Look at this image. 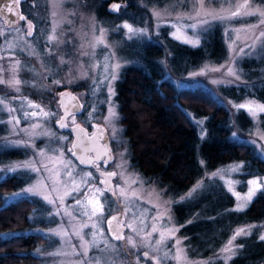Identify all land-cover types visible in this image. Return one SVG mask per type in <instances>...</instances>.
Returning <instances> with one entry per match:
<instances>
[{
	"label": "rangeland",
	"instance_id": "374dc122",
	"mask_svg": "<svg viewBox=\"0 0 264 264\" xmlns=\"http://www.w3.org/2000/svg\"><path fill=\"white\" fill-rule=\"evenodd\" d=\"M18 6L26 16L15 24L0 15V180L11 174L20 180L4 201L21 195L36 201L28 219L39 224L31 222L23 232L46 238L30 248L39 264H230L242 244L237 233L251 225L234 226L215 249L202 245L209 258L192 256L197 244L185 242L171 204L194 193L208 209L227 194L231 206L223 214L242 209L264 190V171L243 175L249 161L208 167L198 158L196 181L175 196L140 179L118 137L115 82L121 69L152 55L146 45L162 41L153 57L162 78L176 89L208 91L226 110L227 136L248 143L264 161V0H20ZM204 38L213 55L178 59L185 51L172 44L197 48ZM64 90L82 103L66 116L67 126L89 131L101 124L110 160L80 165L73 157V135L56 124ZM188 114L202 138L206 116ZM97 169L112 173L111 190ZM100 206L102 214L92 215ZM113 216L124 226L118 235L108 228ZM259 231L264 237V226Z\"/></svg>",
	"mask_w": 264,
	"mask_h": 264
},
{
	"label": "trees",
	"instance_id": "16d2710c",
	"mask_svg": "<svg viewBox=\"0 0 264 264\" xmlns=\"http://www.w3.org/2000/svg\"><path fill=\"white\" fill-rule=\"evenodd\" d=\"M162 45V41L146 45L145 50L152 55L144 57L139 66L121 69L115 82L114 100L122 125L121 133L126 140L125 148L133 168L172 188L175 194L182 193L201 172L202 164L198 158L208 167L239 159L250 162L249 170L244 171L247 174L264 171V161L251 154L248 143L236 142L227 136L226 110L211 99L208 91L199 88L176 89L170 81L162 78L153 59L159 56ZM172 45L185 51L178 59H194L198 53L214 54L213 49L206 47L205 38L202 47ZM262 59L264 55L260 57ZM188 112L206 116V133L202 138L198 136L193 117ZM261 120L264 121V115ZM3 155L0 152V157ZM17 181L20 180L15 174L0 180V231L6 232L0 234V264H39L41 257L31 252L30 248L44 238L41 239L42 236L35 233L19 232L30 222L28 214L36 204L35 199L28 195L8 201L3 199L5 194L17 187ZM186 199L173 205L176 218L182 223L185 242L196 243L197 248L209 244L215 249L219 241L227 236L228 229L230 231L234 225L248 224L251 229L247 234L240 235L238 242L242 244L230 264H264V239L259 236V230L264 226V190L258 191L244 208L224 214L223 211L229 210L227 207L231 202L227 194L225 202L222 200L219 205L217 201L216 207L208 209L199 198L193 201ZM193 213H197L200 218L195 216L192 220L187 219V214ZM196 222L202 224L194 228ZM204 227H207L206 231ZM9 230L13 232L7 233ZM246 238L247 245L244 246ZM211 255L209 249L200 253L202 258Z\"/></svg>",
	"mask_w": 264,
	"mask_h": 264
},
{
	"label": "water",
	"instance_id": "95a60500",
	"mask_svg": "<svg viewBox=\"0 0 264 264\" xmlns=\"http://www.w3.org/2000/svg\"><path fill=\"white\" fill-rule=\"evenodd\" d=\"M13 0H0V15L6 20L7 23L10 24V22L15 21L16 17L19 16V13L16 9V6L13 9V12H9L7 10V5L12 3ZM70 97L71 103L70 107H63L64 114L62 115V118H64L65 114L68 111L76 110L78 109L79 105L78 102L69 92H62L59 96V100ZM76 101V102H75ZM63 124V119L59 121V125L61 126ZM75 132V139L73 141V154L77 157V159L82 163H90L93 158H98L102 154H104V158L108 159L110 157L109 147L107 145L106 136H103L104 143L99 144L96 141L95 134L92 135H85L84 130L79 127H74ZM97 132V131H96ZM85 136V137H84ZM82 137V138H81ZM94 148V149H93ZM93 150V156H89L87 154L88 150ZM106 176V175H105ZM114 221V220H112ZM111 227L115 229V231H118L119 226H116L114 222L111 223Z\"/></svg>",
	"mask_w": 264,
	"mask_h": 264
},
{
	"label": "snow or ice",
	"instance_id": "6c2138e0",
	"mask_svg": "<svg viewBox=\"0 0 264 264\" xmlns=\"http://www.w3.org/2000/svg\"><path fill=\"white\" fill-rule=\"evenodd\" d=\"M20 2V0H13V2L12 3H10L9 5H7L6 7H7V10L9 11V12H13V9H14V7H15V5L16 4H18ZM118 8H119V6L118 5H114L113 6V11H116V10H118ZM22 19H23V17H21ZM123 27H128L129 28V30L130 31H132L131 30V27L130 26H128V25H124ZM29 35H31V32H29ZM198 43V42H197ZM115 77H113V79H114ZM18 83V82H17ZM239 107H241V108H244V107H246V105H240ZM261 109L262 110H264V106H261ZM45 115H47V113H45ZM115 115V113H113V116ZM251 183H256L255 181H252ZM26 193H29V194H31V195H39V193H35V192H32V190L31 189H27V190H24ZM251 194L252 193H250V197H251ZM16 195H19V194H16ZM249 197V198H250ZM98 203V202H97ZM239 210V209H238ZM97 214H102V206H100V208L99 209H96V210H94L93 212H92V215H97ZM155 230V229H154ZM241 234H247V232L245 231V230H241L239 233H237V235H241ZM117 239H122V237H117ZM261 239H264V237H261ZM161 241H157V243H160Z\"/></svg>",
	"mask_w": 264,
	"mask_h": 264
},
{
	"label": "flooded vegetation",
	"instance_id": "af4514ba",
	"mask_svg": "<svg viewBox=\"0 0 264 264\" xmlns=\"http://www.w3.org/2000/svg\"><path fill=\"white\" fill-rule=\"evenodd\" d=\"M118 0H115V3L117 2ZM104 11V10H103ZM70 103H71V100H70V97H66V98H63V99H61V102H60V106H61V108H63V107H70ZM60 110V109H59ZM70 114H72V113H70ZM69 115V114H68ZM64 130L65 129H68V132L72 135V131L70 130V128H68L67 126H66V128H63Z\"/></svg>",
	"mask_w": 264,
	"mask_h": 264
}]
</instances>
